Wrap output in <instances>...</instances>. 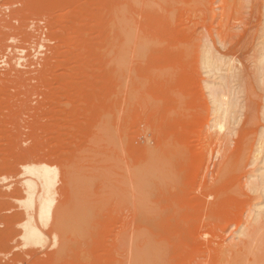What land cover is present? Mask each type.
<instances>
[{"label":"rangeland","instance_id":"rangeland-1","mask_svg":"<svg viewBox=\"0 0 264 264\" xmlns=\"http://www.w3.org/2000/svg\"><path fill=\"white\" fill-rule=\"evenodd\" d=\"M263 39L264 0H0V264H264Z\"/></svg>","mask_w":264,"mask_h":264},{"label":"bare ground","instance_id":"bare-ground-1","mask_svg":"<svg viewBox=\"0 0 264 264\" xmlns=\"http://www.w3.org/2000/svg\"><path fill=\"white\" fill-rule=\"evenodd\" d=\"M261 49L264 51V39L263 41L261 42ZM264 59V54L261 58V61H263ZM220 62H221V57H217V56H214V55H211L209 53V51H205L204 54H203V63L204 65L207 67V68H210V67H214V68H219V65H220ZM263 67V66H262ZM264 68V67H263ZM208 89H209V93L210 95L212 96L213 98V102H214V111L215 112H220L219 115H220V120L216 122V124H220V123H227V121H229L230 119H232V115H233V112H234V106H235V101L232 99L231 95L228 93L227 95L222 92V90H218L216 88H214V86H209L208 85ZM234 118V117H233ZM219 119V118H218ZM257 153H261V155L263 156V159H264V142L260 141L258 146H257V149H256ZM164 170V169H163ZM28 172H30L31 174H33V169L30 168L28 170ZM166 173V172H165ZM144 174V172L142 173ZM35 175V174H34ZM147 175V174H146ZM158 176V175H157ZM37 177V176H36ZM41 177H39L40 179ZM135 178V177H134ZM147 178V177H146ZM30 180V179H28ZM26 180V181H28ZM25 181V182H26ZM41 181V186H40V191L38 194H36L37 198V202L40 203V211H39V216L40 218L42 219L47 213H48V209L50 207V203L52 204V199H50L49 197H46V198H43L42 197V191H44V188H48L44 185V181L43 179H40ZM39 181V182H40ZM132 181V180H131ZM24 182V183H25ZM34 182V181H33ZM32 183H30L28 181V191L30 192V199H32V201L34 200L32 197V194L35 192V190L37 188H35V185ZM168 185V184H167ZM170 185V184H169ZM33 188H35V190L33 191ZM250 188L253 189V190H261L262 192V196H263V203L262 205L263 206H260L258 208V212L254 215V217L252 218L253 222L256 223V226L255 227H252V231H250V236L252 237V239H256V238H261V235L264 234V173H259L257 175V177L250 182ZM27 191V190H26ZM27 191V192H28ZM141 191V190H140ZM145 195V192L146 191H142ZM45 193H47V191L45 190ZM141 193V192H140ZM27 194V193H26ZM27 198L29 199L28 195H27ZM28 201V200H27ZM29 204H31V202ZM156 204V203H155ZM27 205V204H26ZM30 206H33L30 205ZM29 206V207H30ZM28 207V206H27ZM33 210V209H32ZM32 214H28V218L29 219H32ZM33 221V220H32ZM246 230H244L243 232H245ZM242 232V235L244 234ZM247 232V231H246ZM247 234H249V232H247ZM246 234V236H247ZM42 235V231L40 230V228L35 224V223H32L31 220L28 221L26 223V230H25V237L26 239H40ZM43 236V235H42ZM244 236V235H243ZM245 236V237H246ZM250 236L248 238H250ZM38 237V238H37ZM42 238V237H41ZM263 238V241H264V237L262 236ZM28 240V241H29ZM253 241V240H252ZM257 241V240H256ZM255 242V241H254ZM261 243H264V242H261ZM263 245V248H264V244ZM160 248V247H159ZM261 248V247H260ZM259 248V250H260ZM160 249H163V248H160ZM262 251V250H261ZM264 256V255H263ZM262 258V257H261ZM263 259V258H262ZM261 259V260H262ZM241 262V261H240ZM242 263V262H241ZM262 263V262H261ZM260 264V263H259Z\"/></svg>","mask_w":264,"mask_h":264}]
</instances>
